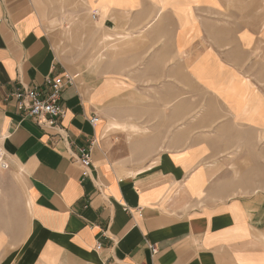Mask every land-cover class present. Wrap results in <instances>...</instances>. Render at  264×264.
I'll list each match as a JSON object with an SVG mask.
<instances>
[{
    "label": "crops",
    "instance_id": "crops-1",
    "mask_svg": "<svg viewBox=\"0 0 264 264\" xmlns=\"http://www.w3.org/2000/svg\"><path fill=\"white\" fill-rule=\"evenodd\" d=\"M224 2L0 0V264H264V25ZM58 75L41 128L12 95Z\"/></svg>",
    "mask_w": 264,
    "mask_h": 264
},
{
    "label": "built area",
    "instance_id": "built-area-1",
    "mask_svg": "<svg viewBox=\"0 0 264 264\" xmlns=\"http://www.w3.org/2000/svg\"><path fill=\"white\" fill-rule=\"evenodd\" d=\"M97 15H93V19ZM74 79L70 76L58 75L47 78L45 87H23L12 95L17 102V110L36 122L41 128L58 129L62 121L66 119V112L61 103V93L65 86L73 85ZM94 126L99 122L98 117L90 119ZM96 140H92L85 147H81L76 154V162L81 167L83 177L90 175L92 166L93 149ZM100 246L97 247L99 249ZM153 255L158 253L156 246L151 247Z\"/></svg>",
    "mask_w": 264,
    "mask_h": 264
},
{
    "label": "rangeland",
    "instance_id": "rangeland-1",
    "mask_svg": "<svg viewBox=\"0 0 264 264\" xmlns=\"http://www.w3.org/2000/svg\"><path fill=\"white\" fill-rule=\"evenodd\" d=\"M219 20L229 27L264 25V0H224ZM214 4L215 1H213ZM4 236L0 235V245Z\"/></svg>",
    "mask_w": 264,
    "mask_h": 264
}]
</instances>
